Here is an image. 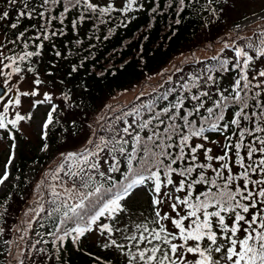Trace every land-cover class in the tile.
I'll return each mask as SVG.
<instances>
[{"label":"snow or ice","instance_id":"obj_1","mask_svg":"<svg viewBox=\"0 0 264 264\" xmlns=\"http://www.w3.org/2000/svg\"><path fill=\"white\" fill-rule=\"evenodd\" d=\"M173 8L177 25L187 9L210 13L214 19L205 20V27L218 18L214 0H165L163 7L160 0H120L119 4L117 0H5L0 8V87L4 89L0 93V138L9 141V151L0 168V185L6 187L11 178L20 122L34 116L19 110L22 97L35 98L39 93V87L22 90L19 85L28 74L33 75V85L45 83L37 68L43 62L45 42L56 58H67L55 38L68 31L69 15L76 34L71 43L82 47L79 28L86 20H94L92 29L98 31V25L116 13L130 20L132 13L147 11L155 16ZM25 18L27 25L23 24ZM115 27L113 24L108 32ZM237 40L243 43L237 44ZM222 43L211 58L215 64L188 72L179 80L167 77L173 95L171 99L163 95V105L151 100L140 104L131 109V119L117 125L109 122L99 142L87 136L80 150L58 153L49 173L57 179L65 161L70 162L66 176L72 187L58 194L49 186L55 199L47 217L52 220L58 214V221L52 223L54 230L45 233L50 240L36 250L43 257L39 264H51L50 258L56 264H68L61 255L65 241L70 238L79 249L81 238L91 232L105 237L98 241L102 249L119 252L123 258L119 264H264V27H259L258 37H242L238 32L235 39ZM225 49H231L233 55L228 56ZM50 63L56 66L57 59ZM77 70L78 65L72 64L68 75ZM47 72L51 75L53 68ZM41 95L42 100H32L31 108L45 102L49 105L46 117L38 122L43 138L40 150L46 151L50 144L44 139L57 105L52 103L53 92L45 90ZM59 95L66 107H72L70 91L65 89ZM104 107L110 109L107 104ZM12 109L16 111L10 118ZM71 123L75 126L76 122ZM213 146L221 151L215 153ZM73 167L78 171H72ZM141 193L150 194L149 204L146 214L140 212L144 219L137 223L131 220L130 202ZM37 201L39 211L43 201L39 196ZM8 202L4 200L5 205ZM126 215L129 223L123 222ZM27 226L31 227L30 221ZM49 243L51 251L46 246ZM16 264H23L19 256ZM103 264L114 262L104 260Z\"/></svg>","mask_w":264,"mask_h":264},{"label":"trees","instance_id":"obj_2","mask_svg":"<svg viewBox=\"0 0 264 264\" xmlns=\"http://www.w3.org/2000/svg\"><path fill=\"white\" fill-rule=\"evenodd\" d=\"M220 1L214 0V6L218 9L220 8ZM4 2L5 0H0V8L3 7ZM146 2L151 3V0H146ZM164 2L165 0H160L161 7H163ZM201 3H203V0H201ZM14 12L15 9H13V14ZM131 15L133 18L128 20L121 19L120 14L116 13L113 19L106 20L105 23L98 25V31L92 29L94 20H86L79 28V36L83 38L81 47L71 43L76 38V34L71 30L70 14L66 24L68 31L64 36L55 38L57 46L61 48L67 57L66 59L56 58L49 46V42H45L43 62L37 65L41 73V79L45 81L44 84L49 85L58 92L65 89L70 91L71 99L69 101L71 104L73 101L75 102L72 105L79 114L81 113V118L84 115L94 113L115 90L131 88L143 83L147 80L148 75L165 69L171 59L189 51V47L194 43L200 44L201 47H206L225 29L224 25H222V21L225 24V19L221 23L220 19H215L212 28H210L211 23L207 29L204 26L205 20L213 19L207 11L198 12L187 9L182 13L184 18L181 19L178 25L173 22L174 8L158 12L155 16L147 11L132 13ZM219 17L222 19L221 15ZM28 23L29 21L25 18L23 24L27 25ZM113 24H116V27L109 33L108 28ZM11 31L9 30L10 38ZM0 36L3 41V34H0ZM64 41H69L70 43L65 44ZM89 43L94 45V47L89 48ZM20 47L22 46L18 45V48ZM69 48H72L71 55H68ZM52 59H57L56 66L50 63ZM81 61H83V65L79 66ZM74 63L78 65V70L69 76L68 72L71 71V65ZM201 65L203 64H200V62L193 63L192 66L195 69L193 72H198L204 65L211 66L212 64L204 62V65ZM50 67L53 68L51 75L47 72ZM174 71L162 73L158 77L156 84L168 80L167 77L171 76ZM28 75L33 76L32 74ZM171 87L173 85L165 87L159 94V98L152 101L157 102V106L163 105L165 103L161 98L163 95L167 94L169 99L172 98L173 94L169 92ZM75 127H78V123L75 124ZM59 134L61 133L59 132ZM49 136L51 145L54 148H58L61 142L57 131L51 132ZM213 148L215 153L221 151L218 146H213ZM35 157L28 159L25 154L20 153L17 168H21L28 161L35 159ZM7 198L5 195L2 200ZM53 221H58V214L53 216L52 220H49L46 213L34 222L30 238L40 243L38 248L44 246L42 244L43 241L50 240L45 233L49 230H54L52 228ZM46 246L51 251L50 243ZM88 253H93L94 255H89ZM61 255L68 264H93V261H95V264H103L95 260L97 255L107 260L112 259L111 261L114 264H119L120 262L117 257L111 258L98 253L93 244L88 241V233L81 238L79 249L72 245L70 238L67 239ZM42 259L43 257L40 260ZM50 259L51 264H56L54 258Z\"/></svg>","mask_w":264,"mask_h":264},{"label":"rangeland","instance_id":"obj_3","mask_svg":"<svg viewBox=\"0 0 264 264\" xmlns=\"http://www.w3.org/2000/svg\"><path fill=\"white\" fill-rule=\"evenodd\" d=\"M242 9V8H246V10L248 11V15L247 17H243L241 19H239V21H233L230 24V31L233 33L230 34H223L221 35L219 38H217L214 42H212L211 44H208L207 47H202V48H196L193 51H187L185 53H182L176 57H174L173 61L169 64L170 66H173L174 64H179L181 61H184L186 58H190L193 55H196L198 57H213L215 56L219 50L223 47V41H230L232 39H235L236 37V32L240 31L241 29L249 26L251 23L255 22V21H262L261 17L264 16V0H229L228 1V6H227V16L228 19L229 17L235 15V11L238 9ZM237 20V18L235 19ZM239 25V28H237L236 26ZM251 33L247 32L245 33L242 37H250ZM237 44H242L243 41L242 40H237L236 41ZM225 53L228 56H232L233 53L231 51V49H225ZM223 55V53L221 54ZM182 64V63H180ZM182 75H178L176 78H179ZM157 78V76H154L153 78H151V81H154ZM19 87L22 90H28L30 88V85L28 83H25L24 81L19 85ZM151 89L150 85H144L143 88L141 89L140 93H145L147 91H149ZM42 93L39 92L38 95L33 98L31 96H25L22 97V106H20L19 110L21 111L22 114L27 113V111H31L34 113V116L32 119L27 120L26 121H21L20 122V128L22 129V131L17 132L18 135H23V139L27 140L28 143L25 145V148L27 147L29 149V151H38V154L42 153L44 155H46L47 153H49V149L46 151H41L40 149H37V139L42 138L40 135V129L38 127V122L46 117V111L49 109V105L47 104V102H45L44 104L38 105L36 109H32L31 108V102L33 99H43V96L41 95ZM148 99H151V95L147 96L146 98L141 99L139 102L135 103V107H138L140 104H143L145 101H147ZM52 103H54V100H52ZM16 109H12L10 116L15 114ZM57 112V108L56 110H54L53 115L56 114ZM127 112L128 111H124ZM124 112H121L118 117H120V120L117 121L115 120L113 122V125H117L122 123V119L125 117L123 115ZM16 137V136H15ZM16 143L18 144V148L15 150L16 154H15V158H14V162L16 160V156L17 153L19 152V148H20V143L18 138L16 137ZM8 144L9 141L6 138H2V140L0 139V168H2L3 164L6 162V155L9 151L8 149ZM51 156V155H49ZM13 162V164H14ZM70 162L65 161V167L61 170V172L57 173L58 176L67 178L66 173L68 172V167L67 165ZM13 164L10 165V173H11V178L10 180L7 182V186H3L0 185V194L4 192V190L11 184L16 183V176L13 172ZM29 169L27 170V177L30 178L31 176H33L35 174L36 169L40 166L37 163H32L29 166ZM72 171H78V169L74 168L72 169ZM69 180V179H68ZM70 181V180H69ZM148 204H149V198H148V193H141L138 194V196L133 197V200L130 202V206L132 209V213H131V220H134L135 222L139 223L140 221H142L144 219L143 216L140 215L141 211H144L145 214L147 213V209H148ZM123 222L124 223H129V217L126 215L123 218ZM129 230L131 231V224H129ZM116 237L119 239L120 234L117 233L115 234ZM93 238H95L96 240H100L101 242L105 239V237L101 236L99 233L94 232ZM122 242V241H121ZM7 250V244L6 241L0 237V252L2 251H6ZM110 250H112L114 253H116V255L118 254L119 257L120 254L119 252L115 249V248H110ZM122 258V257H121ZM123 259V258H122ZM7 264H16V260L14 262H9Z\"/></svg>","mask_w":264,"mask_h":264}]
</instances>
